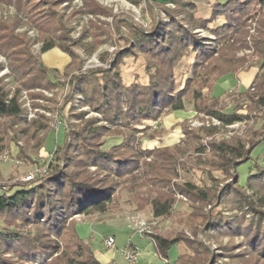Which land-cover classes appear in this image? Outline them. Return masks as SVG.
<instances>
[{
    "label": "trees",
    "instance_id": "obj_1",
    "mask_svg": "<svg viewBox=\"0 0 264 264\" xmlns=\"http://www.w3.org/2000/svg\"><path fill=\"white\" fill-rule=\"evenodd\" d=\"M150 2L155 24L151 34H146L138 26L131 28L137 42L135 51L142 53L148 61V82L142 84L136 79L125 84L118 71L107 72V76L98 73L76 78V82H72L75 83V93L83 95L86 105L102 115L103 122L111 127L100 124L98 119L84 122V113L76 114L71 110L72 117L83 121L84 125L70 134L65 133L64 145L57 146L53 152L48 173L33 183L16 186L19 188L17 191L5 188L0 191V264H101L90 240L80 237L74 217L113 213L118 207L115 206L114 195L119 185L131 181L132 190L141 179L146 180L151 189L144 196L132 195L138 210L149 207L155 219H169L176 206V192L192 202L211 206L213 211L201 214L205 224L204 235L210 231L217 235L231 231L243 233L253 249L250 253L258 256L257 259L264 264V171L250 178L246 186H240L237 175L238 167L251 159L252 151L264 142V137L255 134L251 140L236 137L217 141L213 137L215 128L191 131L193 144L202 142V138H211L206 146L200 144L194 148L196 155L201 157L207 149L210 150L212 162L208 166L234 178V187L227 185L220 191L218 186L200 188L191 183L171 184L178 176L177 155L186 153L188 149L180 146L174 149L136 148L137 134L148 130L141 125L157 122L164 112L183 111L186 96L193 101L196 112L206 113L223 127L246 119L237 112L241 108H235L233 112H226L225 107L222 109L224 103L219 98L209 99L213 105L206 104L209 100L204 98L202 91L205 89L210 95L219 82L241 72L243 60L236 59L238 51L253 50L260 61V68L264 69V0L217 1L211 5L209 18L195 16L197 8L193 0ZM170 5L175 7L174 10L167 8ZM254 6L258 7L255 11L251 10ZM158 10L165 14L169 23L157 20ZM259 12L261 19L258 20L256 35L251 37L252 46H249V19L257 17ZM53 18L51 15L46 22H50L51 27L55 24ZM220 20H223L222 24H218ZM41 21L35 20L40 29ZM58 25L66 30L61 22ZM197 30L208 32L214 40L197 37ZM62 32V28L57 31L58 34ZM47 35L51 39L54 37ZM57 38L46 42L42 53L58 48L73 56L70 48L63 44L64 36L57 35ZM214 43L217 44L215 49ZM190 55L193 56L191 69L181 88H177L174 70ZM72 61L71 57L67 69L72 66ZM40 67L41 80L45 82L25 84L28 90L55 86L47 80L45 67L42 64ZM18 94L19 91L9 99L0 81V117L24 120ZM241 95L252 101L254 106L264 107V74L260 69L252 85ZM105 137L121 139V142L107 147ZM258 137L261 139L256 140ZM142 158L147 159L143 167L140 163ZM90 169L95 172L91 173ZM141 170L143 174H140ZM242 188L258 195L261 206L256 207ZM235 208L243 212L241 217L224 215L223 209L232 212ZM215 209L218 210L215 212ZM246 222L247 228L244 229ZM150 238L158 256L166 264H170L169 252L184 242L179 236L155 234ZM185 258L179 257L174 264H186ZM206 259L198 261V264L212 262Z\"/></svg>",
    "mask_w": 264,
    "mask_h": 264
},
{
    "label": "rangeland",
    "instance_id": "obj_2",
    "mask_svg": "<svg viewBox=\"0 0 264 264\" xmlns=\"http://www.w3.org/2000/svg\"><path fill=\"white\" fill-rule=\"evenodd\" d=\"M217 1L223 3L227 0H193L197 8L195 16L209 18L211 5ZM35 2L38 3L34 5ZM152 7L150 0H41L40 2L39 0H0L1 86L9 99L19 91V104L24 113L22 121L0 117V191L4 188L8 191H17L19 188L16 186L29 184L25 179L48 167L56 147L64 145L65 133L70 134L80 129L84 122L98 119L100 124L111 127L103 122L102 115L86 105L83 95L75 93V83L72 82H76V78L118 71V76L125 84H131L136 79L146 84L148 61L142 53L135 51L137 42L131 28L138 26L150 35L155 26L152 19ZM167 8L174 10L175 7L170 5ZM253 9L255 11L258 7L254 6L251 10ZM157 12L158 21L169 23L162 11ZM51 15H54L53 27L50 26V22L46 23ZM256 16L253 19L250 18L248 23L249 46H252L251 37L256 35L261 13L259 12ZM35 20H42L41 29L35 25ZM58 22H61L66 30L59 27ZM222 22L223 20H220L218 24ZM60 28L63 32L58 34L57 31ZM195 33L199 38L214 40V37L204 30H197ZM47 34L53 35L54 40L58 39L57 35L64 36L63 44L70 48L73 55L70 69H67L71 62L70 55L58 48L42 53L44 44L52 41L51 36ZM213 48H217L216 43L213 44ZM135 52L138 54H134ZM235 55L236 59L243 60L241 72L219 82L210 95L207 90L202 91L207 100L219 98L224 103L221 107L222 109L225 107L226 112L241 108L237 112L246 119L236 123L235 132L223 126H213L212 118L206 113L196 112L193 101L187 96L184 99L183 111L174 113L167 111L157 122L141 125L148 130L137 134L136 148L138 150L163 147L174 149L177 146L188 149L186 153L177 155L178 176L173 179L172 185L191 183L200 188L206 185L214 188L218 186V191L223 190L227 185L234 187V178L208 166V163L212 162L210 150L207 149L201 157L194 152L195 147L200 144L206 146L211 138L205 137L202 138V142L193 144L191 131L215 128L213 137L217 141L236 137L251 140L255 134L264 137V107L254 106L252 101L241 95L252 85L257 70L260 69V73L264 74V69L260 68V61L253 50L238 51ZM192 63L193 56L190 55L175 68L174 78L177 88H181L187 79ZM41 64L48 71L47 80L55 86L49 89L28 90L25 84L29 86L33 83L45 82L41 80ZM224 82H228L230 87L228 85L222 87ZM238 82L242 85L244 82L245 85L240 87ZM211 100L206 104L213 105ZM254 100L257 99L254 98ZM250 108L253 109L252 112ZM71 110L76 114L84 113V122L73 118ZM230 132L233 135L227 138ZM104 139L107 147L121 142V139L111 137ZM260 139L261 137H258L256 140ZM146 160L141 159L142 167ZM261 171H264V142L254 148L248 162L238 167L240 186H246L250 178ZM90 172L93 173L95 170L90 169ZM140 174H143L142 170ZM145 181L139 180L132 190L130 189L131 181L123 182L114 195L115 206H118L114 212L105 214L104 218L94 214L85 222L97 224L91 230L93 236L89 239L93 247H96V243H101L103 237L113 233L110 223H103V221L117 220L116 223L123 226L115 246L119 251L118 262L128 264L120 253L122 248L130 241L137 245H145L138 239V234L128 228L127 223L132 217H140L148 223L155 224L151 236L155 234L179 236L184 241L169 252L168 255L172 261L185 256L186 264H198V261H205L206 257H209L207 261L212 260L210 264H261V261L257 259L259 257L250 253L253 249L248 245L247 237L243 233L236 234L235 231H231L217 235L215 231H210L208 235H204L205 224L201 214L203 216L213 211L211 206L192 202L188 197L176 192V206L169 219H155L149 207L138 210L132 195L144 196L149 192L151 188ZM241 190L249 196L256 207L261 206L258 195H254L245 188ZM217 210L215 209V212ZM223 210L224 215L228 217H241L243 214L237 208L232 212ZM247 224V222L244 224V229L247 228ZM260 257L262 258L263 255Z\"/></svg>",
    "mask_w": 264,
    "mask_h": 264
},
{
    "label": "crops",
    "instance_id": "obj_3",
    "mask_svg": "<svg viewBox=\"0 0 264 264\" xmlns=\"http://www.w3.org/2000/svg\"><path fill=\"white\" fill-rule=\"evenodd\" d=\"M225 85H228V87H230L228 82H224L222 84V87L225 86ZM238 85H240V87H242L243 85H245V83L243 82V85H242L240 82H238ZM104 215H99V216L100 217L102 216L101 218H104ZM89 218H90V216L89 217H87V216H79V218H74V221L77 223L78 233H79L80 237L82 239H84V240H88V239L92 238L93 232L91 230L97 225V224L92 225V224L85 223V222H87L89 220ZM105 222L110 223V225L112 227V230H113V233L111 235L107 236V237H103V240H102L101 243H96V247H94L95 256H96L97 260L101 264H120L118 262V252H119L118 248L115 247V250H106V248H105V239L108 238V237H114L115 240H116V243H117L118 235L121 234L120 231H121V228L123 226H121L120 224L116 223L117 220H114V219L103 221V223H105ZM98 224H100V223H98ZM115 232H117V234ZM137 237H138V239L140 241H143L142 244L145 243V245L144 244L143 245H140V244L137 245L135 243H132L131 241L129 242L130 244H132L134 247H136L141 252V257H140V259H139L137 264H163L158 259V254L156 252L155 246L152 243V241L149 240L148 238H141L139 235ZM129 243H127V245ZM127 245H125V247ZM124 248H122V250ZM175 261H172L170 259V257H169L170 264H174Z\"/></svg>",
    "mask_w": 264,
    "mask_h": 264
},
{
    "label": "built area",
    "instance_id": "obj_4",
    "mask_svg": "<svg viewBox=\"0 0 264 264\" xmlns=\"http://www.w3.org/2000/svg\"><path fill=\"white\" fill-rule=\"evenodd\" d=\"M211 121H212L213 126H217V127L222 126V124L216 119L212 118ZM208 126H210L209 123H208ZM225 128L231 130V132H235L236 130L234 129L236 128V124L225 126ZM231 132L229 133L230 135L227 136V138H230L233 135V133ZM51 157L53 156L51 155ZM51 160L48 162L47 168H44V169H41L35 172L36 174L28 176L25 180L28 183L33 182V181L35 182L38 177L46 175L48 173L49 164ZM127 223H128V228H130L133 232L137 233L141 238H149L151 240L150 236L153 234L155 224L148 223L147 221H145L144 219L140 217H132L131 220H128ZM115 245H116V240L114 237H108L105 239L106 250H115ZM120 253L128 264H137L141 257L140 250H138L136 247H134L130 243L123 250H121ZM158 258L163 264L167 263L160 256H158Z\"/></svg>",
    "mask_w": 264,
    "mask_h": 264
}]
</instances>
